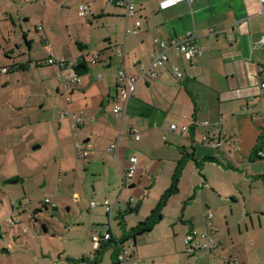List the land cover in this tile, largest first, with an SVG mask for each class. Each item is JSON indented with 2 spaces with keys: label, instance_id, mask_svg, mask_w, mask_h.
<instances>
[{
  "label": "crops",
  "instance_id": "crops-1",
  "mask_svg": "<svg viewBox=\"0 0 264 264\" xmlns=\"http://www.w3.org/2000/svg\"><path fill=\"white\" fill-rule=\"evenodd\" d=\"M36 1L43 7L39 24L41 35L44 34L49 42L57 39L60 45L59 54L52 53L55 56H64L75 66L84 61L87 67L81 74L82 81L79 86L66 90L58 80L59 85L55 86L57 94L66 96V104L60 107L58 118L59 138L65 136L66 139L72 135V145L76 155L81 158L75 166V174L79 177L81 173L85 176L88 175L87 172L92 173L91 175L97 177L96 183L107 190V193H111L114 190L112 187H123L124 172L132 167L130 158L135 156L138 162L134 167L130 189L137 187L145 174L160 175L165 166H169L166 175L170 187L179 161L184 157L187 159L179 177L178 191L168 198L161 210L162 218L151 231L135 239L131 236L125 237L151 213L144 220L128 224V213H122L128 208L129 201L124 209H117L114 217L115 207L120 203L119 195L113 202L108 198L103 201L93 200L99 205L91 208H103L108 222L95 220L91 212L81 215V220L78 221L81 224L87 223L86 228L92 229L91 224L98 228L87 230L81 239L68 238L63 244L59 234L41 221L42 215L49 211V206L43 203L42 206L31 208L34 215L32 227H24L23 222H10L6 229L0 227V261L5 258L13 259V264H93L97 248L89 235L91 231L93 235L102 233V229L107 231L111 228L114 238L133 242L131 264H164L156 262L155 257L160 253L157 254L152 242H143L140 237L152 234L164 219L166 206L172 196L179 193L190 166L196 164L199 168L202 180H198L204 181V187L211 186L219 198L232 197L234 203L242 201L237 193H241L240 188L244 185H248L252 193L255 189L259 192V189L264 190V178H259V175H264V158L253 155L259 144L261 149L258 151L264 150V73L258 72L260 67L264 68V44L260 43L264 37V11L260 0H192L191 4L182 2L167 9L159 7L161 0H134L136 14L128 21L123 17L122 9L109 4L107 0H103L101 5L90 0ZM83 4H87L90 9L86 17L79 15ZM6 14L15 25L13 14ZM136 20L141 21L139 32L126 35V26L133 27ZM212 29L216 34L210 35ZM221 30L227 31V34H219L218 31ZM188 31L196 34V45L202 49V54L193 59H188L176 48L169 46L171 41L184 37ZM24 34L29 38L30 35L26 32ZM162 43H166L168 47L169 60L166 67L156 79L144 80L137 85L127 103L123 119L116 118L113 107L120 102L117 81L120 70L125 68L130 75L139 74L141 66L151 62L163 50ZM118 46L123 47L122 57L116 53ZM5 54L6 57L13 58L14 64L23 62L15 59L18 56L15 53ZM95 56L98 59L93 64L91 60ZM36 65L39 66L38 63ZM31 66L32 61L27 70ZM55 66L57 74L59 67ZM1 67H8L10 70L8 64ZM174 67L183 73L182 78L175 77ZM55 76L57 79V75ZM79 118L81 122H78ZM173 123H187L189 129L186 132L171 130L170 125ZM134 131L139 133V138L134 136ZM260 136H263L262 142L259 141ZM116 141L117 151H108ZM209 157L212 159H208ZM156 161L160 162L155 167L157 172H152V164ZM207 164L229 174V181H222L225 186H231L229 195L224 197L221 194L225 188L221 185L219 174H203ZM136 176L138 177L134 180ZM195 195L196 192L191 196V201L185 202L182 218L180 217L183 219L182 243L191 257L183 264H199L206 260L212 262L219 259L220 255L224 257L225 248L220 234L223 228L229 232L232 227L227 221L226 227L222 224L220 213L218 214L220 205L217 202L211 199L198 205ZM79 197V193L75 192V203L79 201ZM242 197L246 200L244 194ZM261 197L259 202L264 203L263 193ZM105 200L114 204L111 227L107 208L102 204ZM21 203L22 198H18L15 204L12 203V210L17 211L18 216L27 211L16 208L15 205ZM132 203L135 205L134 200ZM197 205L201 208L196 207ZM56 206L58 207L57 204ZM66 206L70 211L69 206ZM57 207L52 208L53 211ZM251 209L253 215H248V207L244 203V208L239 213L234 215L232 211V224H240L239 219L244 220L249 216L251 229L247 232L253 237L264 238V206L253 205ZM54 214L51 215V220L54 219ZM121 214L123 220L119 219ZM113 217L117 220L119 232L112 223ZM37 223L41 224V231L37 229ZM175 227L176 225L173 228ZM192 230L212 235L214 244L210 250L198 247L195 252H187L185 237ZM21 238L25 241L22 246L26 248L22 253L27 254L21 253L18 257L12 248L14 249V243ZM36 239L43 242L31 245L29 240ZM52 239L54 246L47 242ZM57 241L60 242L58 245ZM108 249L112 251L110 262L103 258V253ZM177 249L178 245L176 251H180ZM184 249L181 254H184ZM114 251L112 245L102 249L97 264H114ZM236 253L235 256L229 253L228 258H221L220 264H251L244 256ZM82 258L85 260H81Z\"/></svg>",
  "mask_w": 264,
  "mask_h": 264
},
{
  "label": "rangeland",
  "instance_id": "rangeland-1",
  "mask_svg": "<svg viewBox=\"0 0 264 264\" xmlns=\"http://www.w3.org/2000/svg\"><path fill=\"white\" fill-rule=\"evenodd\" d=\"M90 1L101 5L103 0ZM41 5L36 0H0V227L6 229L10 225L11 217H14L16 222H23L24 227H32L34 215L31 208L42 206L45 199L49 198L52 203L58 205L57 210L53 211L50 203L48 215H42L41 221L52 227L59 234L60 242L64 244L68 238L81 239L87 230L98 228L97 225L92 224V229L86 228L87 223L81 224L78 221L81 220V215L84 216L91 212L95 220L108 222L103 208H91L90 203L93 200L103 201L108 198L113 202L120 195V203L115 207L113 214L115 217L117 209H124L127 202L133 199L135 204L139 202L141 208L138 213L127 214L128 224L132 225L139 220H144L160 201L162 194L169 188V179L166 175L169 166H165L158 176L145 174L143 181L135 188L123 189L119 185L112 187L114 190L111 193H107V190L96 183L97 177L91 175L92 173L87 172L86 176L81 173L79 177L75 174V166L81 158L76 155L74 145H72V135L70 134L71 136H67L66 139L62 136V140L58 135L60 107L66 104V96L56 93L55 86L59 85L55 76L57 68L55 65L49 66L47 62L51 52L59 54L60 45L57 39L54 38L49 42L44 34L41 35L42 31L39 29L43 13ZM7 12L13 14L15 25L12 24ZM24 32L30 35L29 38H26ZM27 39L30 41L29 45ZM7 52L10 55L14 53L18 55L15 58L17 60L32 61L31 68L27 71L15 70L13 73H1L3 68L1 65L8 64L9 67L14 65L13 58L6 57ZM37 63L39 66L36 65ZM37 145L39 147H36ZM101 161L99 165L102 164ZM159 163V161L153 162L152 172H157L155 167L159 166ZM190 167L183 178L179 193L172 196L166 206L164 219L156 226L152 234L140 237L143 242L151 241L157 254L160 253L155 257L156 262L183 264L186 259L191 258L184 249L185 244L182 243L183 219L181 218L185 202L191 201V196L196 192L198 205H203L205 201L212 199L220 205L218 214L220 213V220L224 227H226V221L232 225L229 232L223 228L220 234L222 245L225 248L224 257L220 255L219 259L216 258L212 262L206 260L199 264H220L221 258H228L229 253L235 256L236 252L244 256L251 264H264V238L253 237L247 232L251 229L249 216L244 220L239 219L240 224L236 223V225L232 224L231 218V212L233 211L234 215L239 213L244 208V203L247 204L248 215H253L251 209L253 205L264 206L262 201L259 202L264 190L259 189V192L255 189L252 193L248 185L239 187L241 193H237L238 198L243 202L234 203L232 197L219 198L211 186L204 187V181H200L202 178L199 168L196 164ZM204 173L207 176L219 174L218 178L221 182L229 181V174L213 169L211 164H207ZM155 178H157L156 182ZM221 185L225 188L221 194L224 197L229 195L231 186H225L223 182ZM75 192L80 196L77 203L73 200ZM242 194L246 196V200ZM18 198H22V203L16 204V208L21 211L24 210L23 205H28L29 209L21 216L16 214L17 211L12 210V203L15 204ZM29 200L31 205L28 204ZM66 205L69 206L70 211L67 210ZM198 205L196 207L201 208ZM53 213H55L54 219L51 220ZM114 217L112 223L119 232L118 223ZM175 225L176 227L173 228ZM36 227L41 231L40 223H37ZM104 231L102 229V233ZM92 233L91 231L89 239L92 238ZM32 241L29 240L31 245L43 242L37 239L33 243ZM58 241L56 245L60 243ZM22 242H25L23 238L14 243L15 247L12 251L15 256L19 257L22 250L26 249L22 246ZM47 242L54 246V239ZM176 245H178L177 250L180 251H176ZM183 249L184 254H181ZM111 252V249H108L103 253L106 261L110 262ZM176 252L180 254L177 255ZM0 253H2L1 250ZM22 254H27V252ZM58 256L59 253L56 257ZM13 262V259L3 258L0 264H13Z\"/></svg>",
  "mask_w": 264,
  "mask_h": 264
},
{
  "label": "built area",
  "instance_id": "built-area-1",
  "mask_svg": "<svg viewBox=\"0 0 264 264\" xmlns=\"http://www.w3.org/2000/svg\"><path fill=\"white\" fill-rule=\"evenodd\" d=\"M107 2L111 5L120 7L122 9L123 17L128 21L130 18L135 16L136 14V6L134 0H107ZM182 2H187L189 4L192 3V0H161L159 2V7L161 9H167L169 7H172L174 5H177ZM262 4V10L264 11V0H260ZM90 12L89 6L87 4H83L80 8L79 15L81 17H86L87 14ZM141 28V21L136 20L133 27L126 26L125 34H137L139 32V29ZM221 35H226L227 31L221 30L218 31ZM216 34V31L213 29L210 32V35ZM261 44H264V37H262ZM170 47L176 48L180 53H182L185 57L188 59H193L202 54V49L199 48L196 45V34L193 31H188L184 37L179 39H174L171 41ZM163 50L158 52L151 62L148 64H143L141 66V71L139 74L136 75H130L126 69L120 70L117 81H118V92L120 97V102L116 103L113 107V112L116 118L123 119L127 103L131 96L134 94L136 87L139 83L142 81H151L158 77V75L161 73L163 68L166 67L167 62L169 60L168 54H167V45L166 43H162ZM116 53L119 56L124 55V50L122 46H118L116 48ZM98 57L95 56L91 63L95 64L97 62ZM49 65H57L59 67V71L57 73V80L58 82L62 83L64 85V89H69L70 87L79 86L81 84L82 78L79 73L75 70V65L71 62H69L64 56H55L52 52L49 55L48 59ZM2 73H7L8 68H2ZM174 75L177 78H182L183 73L179 71L177 67H174ZM259 73H264V68L260 67L258 70ZM262 87L264 88V83H262ZM78 122H81V118L78 119ZM171 130H177L181 132H186L189 129V126L187 123H181L176 124L173 123L170 125ZM134 136L136 138H139V133L137 131H134ZM219 145V144H218ZM118 147V141L113 143L108 151H117ZM258 158H264V150H260L257 152ZM130 161L132 163V167H130L129 170L124 172L123 177V188L130 187L132 185V179L134 177L135 172V165L138 162L137 157H131ZM133 199L130 200V203H132ZM45 204L49 205L51 203V208L56 207L55 203H52L49 198H46L44 201ZM30 204V201L29 203ZM107 208V213L109 215V225L111 227V215L114 211V204H112L109 200H105L102 203ZM91 207H95L99 205L96 201H91L90 203ZM24 209H28V205H23ZM211 217V214H208V218ZM10 222L12 224L16 223V220L14 217H11ZM112 238H114L113 233L111 231V228H109L104 233H95L92 235V241L95 245V248H99L103 244H107ZM185 242L187 245V250L190 252H195L197 248L210 250L212 245L214 244V239L212 235L208 232H202L199 233L198 231L192 230L189 231L185 237ZM116 246H117V254H116V261L118 264H131L132 260V250L134 249V244L131 241H124L116 238ZM136 264V262H135Z\"/></svg>",
  "mask_w": 264,
  "mask_h": 264
},
{
  "label": "trees",
  "instance_id": "trees-1",
  "mask_svg": "<svg viewBox=\"0 0 264 264\" xmlns=\"http://www.w3.org/2000/svg\"><path fill=\"white\" fill-rule=\"evenodd\" d=\"M27 43L29 45L30 41H27ZM30 63H31V61L14 64L12 67H10V70L8 69V71L11 72L13 70H27L28 65H30ZM4 68H8V67H4ZM74 68H75L76 72L79 73L80 75L83 74L87 70V67H86V64L84 61L78 63ZM262 140H263V136H260L259 141L262 142ZM259 149H261V144L257 145V147L255 148V151L253 153V155H255L254 157H257V152ZM186 159H187V157H184L179 161L177 169H176L175 174L173 176V182H172L171 186L162 195V197H161L159 203L157 204L156 208L152 210L151 215L149 217H147V219L145 221H142L138 225L133 227L125 235V237L131 236L135 239L137 236L151 231L152 228L154 227V225L162 218V214H161L162 208L165 206L168 198L178 191V181H179V177L181 174V170H182V168L186 162ZM208 159H212V158L209 157ZM259 178H264V175H259ZM139 208H140L139 203H137L135 205H132L131 203H129L128 208L122 214L137 212ZM53 209H55V207ZM122 214L119 215V219L123 220ZM111 245L114 247V250H115L114 251V259H115L114 264H118L116 261V254H117L116 238H112L107 244H103L98 249H96L95 259L92 263L97 264L98 259L100 258V255H101V250L104 248H107V246H111ZM81 260H85V258H82Z\"/></svg>",
  "mask_w": 264,
  "mask_h": 264
}]
</instances>
